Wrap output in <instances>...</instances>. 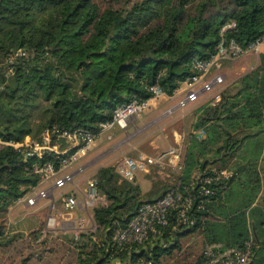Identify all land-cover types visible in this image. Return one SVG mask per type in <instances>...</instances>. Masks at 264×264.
<instances>
[{"label":"trees","instance_id":"16d2710c","mask_svg":"<svg viewBox=\"0 0 264 264\" xmlns=\"http://www.w3.org/2000/svg\"><path fill=\"white\" fill-rule=\"evenodd\" d=\"M262 36L264 0H0V141H43L48 132L64 148L63 131L97 130L133 96L151 97L154 84L173 95L196 73L194 61L212 56L223 37L247 48ZM197 111L195 128L208 134L192 135L175 182H155L144 192L118 172V163L99 167L97 187L106 202L93 208L95 230L64 242L65 264H204L208 245L250 240L251 264H264V52L220 100ZM28 151L0 143V246L25 238L19 264H40L51 261L46 252L57 251L48 244L63 242L51 232L43 236V223L27 234L12 231L6 214L41 182L35 165L60 169L63 155ZM197 168L229 174L195 183ZM174 188L192 197L189 220L172 208L168 224L143 242L117 245L115 228L144 201Z\"/></svg>","mask_w":264,"mask_h":264},{"label":"built area","instance_id":"2783aa9c","mask_svg":"<svg viewBox=\"0 0 264 264\" xmlns=\"http://www.w3.org/2000/svg\"><path fill=\"white\" fill-rule=\"evenodd\" d=\"M235 23H228L224 28L234 26ZM264 36L258 38L247 48H243L235 39L222 38L217 46L216 52L207 58L196 59L194 61V69L196 73L189 76L180 83L177 89L183 96L177 101L176 107L184 108L190 103L197 102L200 98L208 94H215L218 86L226 81V73L223 70L225 60L239 57L245 52L254 51L257 54L263 51ZM152 96L140 100L137 96L119 105L112 119L105 120L99 124L97 130L90 128H75L65 130L61 137L68 142L67 146L61 148L59 143L51 141V137L47 132L43 141L33 140L27 136L24 142H3L5 144H13L15 146H27L28 154H37L42 156L47 151H54L62 154L61 168L56 169L52 162H48L42 166L35 165V170L41 175V182L53 179L50 186L40 190L37 194L29 196L27 203L36 204L38 200L50 197L52 190L65 186L67 183H73L76 172H66L58 175L59 171L66 168L86 156L94 140L102 133L108 132L119 126L126 130L129 124L136 118L140 117L150 106L152 101L158 100L167 95L162 87L158 84L150 86ZM221 94L213 95L212 102L220 100ZM207 130L201 128L198 130V137L203 139L207 136ZM112 137L111 134L108 135ZM169 164L178 168L180 171L184 168V155L182 154V146H171L167 150L161 151L155 155L148 152L140 151L136 156H125L117 165L118 172L129 180H135L140 173L149 172L153 165ZM79 172L83 170V165L77 169ZM197 168L194 171L193 182H217L226 178L229 172L227 170H210ZM208 190V189H207ZM80 191V190H79ZM105 198L98 191L96 178L90 179L85 188L82 198L78 197V192H72L62 195L63 206L72 210L75 208L88 211L90 207L99 203H104ZM192 207V197L185 195L179 188L168 191L163 197L156 201H144L137 213L129 220L125 226L115 228L113 238L117 245L121 247L139 244L148 238L151 232L158 231L159 227L165 226L169 222V213L172 208L177 210L178 217L184 222L189 220L188 212ZM86 217L80 218V224H84ZM207 259L204 264H251L253 257V241H247L243 246L223 247L221 244H210L206 250Z\"/></svg>","mask_w":264,"mask_h":264},{"label":"rangeland","instance_id":"374dc122","mask_svg":"<svg viewBox=\"0 0 264 264\" xmlns=\"http://www.w3.org/2000/svg\"><path fill=\"white\" fill-rule=\"evenodd\" d=\"M261 53H263V51L258 54L254 51H248L237 58L225 60L224 67L225 72L228 73V77L222 85L216 88L214 91L215 94H222L228 86L232 85L242 75L258 66L261 63ZM215 94L205 95L197 102L190 103L184 108L173 107L176 99L170 100L167 96L152 101L151 106L143 112L140 117L134 119L129 124L128 128L121 131L119 135H114L119 126L100 134L94 140L92 148L88 154L89 156L86 157V159L96 155L99 151L107 149L96 165L105 166L109 164H117L125 156H136L140 151L155 155L174 145H181L182 154L184 155L187 151L192 135H198L199 129L195 128V122L199 114L197 111L198 108L204 103L212 102L213 95L215 97ZM109 134L114 136L110 139L108 137ZM86 159L83 157L76 161V163H82ZM97 171L98 170L95 167L88 168L86 171L81 172L80 175L75 176L74 183L80 188H85L84 186L87 184L86 182H88L89 178H96ZM180 172L181 171L178 168L169 164L153 165L149 172H142L143 174L140 173L135 181L140 184L145 192L150 190L155 182H166L170 184L175 182ZM50 183L51 179L46 181V184ZM42 187L43 186H39L34 192H31L26 195L25 198L20 199L15 204L17 207H14L15 209L11 208L6 214L7 224L11 227L10 230H18L27 234L26 232L35 227L40 221L46 220L49 213L52 217H55L56 206L59 204L58 199L61 198L59 195L61 191L76 190L80 195L79 190L74 188L72 183H67L65 186L54 190L56 200L54 203L55 206L52 209L48 202L43 207L40 206L42 201H45V198L47 197L42 199L40 201L41 203L38 202L39 204L36 206H34L35 204L30 205L27 203L28 196L37 193ZM24 203L27 206L24 205ZM93 208L94 206L90 207L91 214H93ZM64 210L68 212V209L64 208ZM83 215H86V212H84ZM79 218L80 216L72 218L67 217L64 222H58V220H55L57 222L52 226L49 227V225H45L48 228L44 226L45 231L43 236H45L46 232H51L53 237H57L59 242L63 243H55V247H53L51 243L48 244V250L57 248V251L53 254L52 252H46V255L50 257L49 260L51 259V261L47 263L42 262L40 264H65L67 262V253H65V249L63 248L64 242H67L71 236H77L81 230L96 229V225L92 226L93 221H85L86 223L82 226L79 222ZM55 221L53 219V222ZM60 226H63V228L60 229ZM81 226L82 228L79 229ZM25 240V238L19 240L22 245H18L19 242L17 241V245L15 246H0V264H19V250L21 246H25ZM187 244L188 242L185 241L184 245ZM39 246L43 245L41 244ZM179 256V250H176L172 255L174 258H178ZM169 258L170 257H164L166 261Z\"/></svg>","mask_w":264,"mask_h":264},{"label":"crops","instance_id":"0c3cea01","mask_svg":"<svg viewBox=\"0 0 264 264\" xmlns=\"http://www.w3.org/2000/svg\"><path fill=\"white\" fill-rule=\"evenodd\" d=\"M263 52H264V47H263ZM223 70H224V72H225V67H223ZM226 73V76L228 77V73L227 72H225ZM227 79V78H226ZM183 95L180 93V92H178V91H176L173 95H169V96H167V97H169L170 98V100H172V99H176V102H175V104H173V107L174 106H176V104H177V101L179 100V98L180 97H182ZM121 131H124L123 129H121L120 127L115 131V133H114V135H119L120 134V132ZM113 135V136H114ZM112 136V137H113ZM111 137V138H112ZM110 138V139H111ZM94 149H95V147H94ZM107 151V149H105V150H102V151H99L96 155H94V156H92V157H90V158H88V159H86V157H88L89 155V153L86 155V156H84V158L86 159L84 162H82V163H79V164H77L76 162H74L73 164H71L70 166H68V167H66V168H63V169H61L60 171H59V173H58V175L60 176V175H62V174H64V173H66V172H71V171H74V172H76V175L75 176H78V175H80V173L81 172H84V171H86L88 168H92V167H95V168H97V170L99 169V167H101L102 165H100V166H96L97 164H98V161H100V159L102 158V156H103V154L105 153ZM83 165V170L82 171H78L77 169H78V167L79 166H82ZM143 174V173H142ZM90 179H93V178H89L88 179V181L90 180ZM52 182H53V179H51V183L50 184H46V182H42V183H39L38 184V186H36L31 192H34L35 191V189L36 188H38L39 186H43L42 188H40V190H42V189H44V188H46V187H48L47 185H51L52 184ZM86 183H88V182H86ZM73 184V186H74V188H77L78 190H80L79 192H80V195L78 194V197L79 198H82V195H83V193L85 192V188H86V186H87V184L84 186L85 188H80V187H78L74 182L72 183ZM55 189H57V188H55ZM55 189H53L52 190V193L50 194V197H47V198H45L46 200L45 201H42V203L40 202L42 199H44V198H41L40 200H38V202L39 203H41V207H43L44 205H46L47 204V202L50 204V208L52 209V208H54V206H55V200H56V198H55V195H54V190ZM39 190V191H40ZM38 191V192H39ZM73 190H69V191H61L60 193H59V195H60V199H58L59 200V204H58V206H56V214L54 215L55 217H52V215L49 213V215H47V217H46V220H42V221H40L36 226H38V225H40L41 223H43L44 224V226L45 225H49V227L50 226H52L53 224H55L57 221H55V220H58V222H64L65 221V219H67V217H75V216H77V217H79L80 216V218H82V217H86V222L87 221H93L92 222V226H95L96 225V223L94 222V219H93V214H91L90 212H91V210L90 209H88V211L86 212V211H84V210H81V209H78V208H76L75 210H68V212L66 211V210H64V206H63V203H62V195H65V194H68V193H70V192H72ZM30 192V193H31ZM37 192V193H38ZM37 193H35V194H37ZM34 195V194H33ZM30 196H32V195H30ZM29 197V196H28ZM25 198V197H24ZM19 201V200H18ZM17 201V202H18ZM36 203L34 206H36V205H38L39 203ZM16 204V203H15ZM13 205V206H11V208H14V207H17V205ZM24 205H26L25 203H24ZM27 206V205H26ZM10 208V209H11ZM15 209V208H14ZM84 212H86V215H83V213ZM17 213H18V211H17ZM51 217V218H50ZM80 218H79V220H80ZM53 219H54V221L55 222H53ZM85 222V223H86ZM84 223V224H85ZM84 224H82V226L84 225ZM35 226V227H36ZM82 226L81 227H79V229H81L82 228ZM46 227V226H45ZM46 228H48V227H46ZM63 228V226H60V229H62Z\"/></svg>","mask_w":264,"mask_h":264}]
</instances>
